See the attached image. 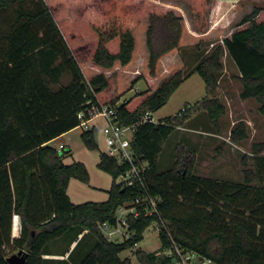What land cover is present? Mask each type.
Segmentation results:
<instances>
[{
	"label": "trees",
	"instance_id": "16d2710c",
	"mask_svg": "<svg viewBox=\"0 0 264 264\" xmlns=\"http://www.w3.org/2000/svg\"><path fill=\"white\" fill-rule=\"evenodd\" d=\"M185 1L196 29L206 31L211 0ZM157 6L152 0H84L72 7L62 0H0V264H9V251L23 249L32 231L26 264H132L129 257H120L128 249L143 264H172L173 256L162 254L172 245L169 235L183 253L193 252L212 264H264V140L253 144V166L244 169V180L198 174L182 149L174 167L161 171L159 157L179 116L160 122L152 117L198 73L207 94L193 110H205L218 127L227 109L219 96L225 49L241 72L240 96L255 98L264 113V8L254 6L241 28L202 52L192 69H173L156 90L119 103L122 94L114 77H86L79 62L90 58L106 68L129 64L135 27L147 19L148 68L155 76L161 57L179 47L184 30L178 9ZM64 77L68 79L61 83ZM106 105L118 108L123 124L137 123L132 145L148 163L144 186L117 182L130 164L101 151L98 167L113 178L109 197L76 203L68 193L70 182L89 183L90 172L82 161H64L70 148L60 151L49 142L78 127L80 113L90 119ZM147 112L149 120L142 121ZM232 136L246 138V124L240 122ZM81 138L88 149L99 148L93 129L83 130ZM146 193L161 198L166 222L156 252L135 248L144 231L160 221L155 214L146 215L143 206H138V216H128L130 237L123 241L109 239L101 228L104 223L116 226L118 209ZM15 215L19 236L12 234Z\"/></svg>",
	"mask_w": 264,
	"mask_h": 264
},
{
	"label": "rangeland",
	"instance_id": "374dc122",
	"mask_svg": "<svg viewBox=\"0 0 264 264\" xmlns=\"http://www.w3.org/2000/svg\"><path fill=\"white\" fill-rule=\"evenodd\" d=\"M62 1L65 2L66 6L72 7L74 5H78L84 0ZM120 1L124 2L128 0ZM152 1L158 4L157 8L159 10L180 6L184 9L188 18H190L189 14L191 12L189 11L188 3L185 0ZM216 1L217 0H211L210 6L208 7L209 27L207 30L210 28L211 22L213 23L214 21L211 25L214 32L210 35L209 39L205 38L204 40H197L195 46L198 50H200L201 47L207 49L208 46L211 47L212 44L216 46L219 42H221V39L230 36L234 31L240 29L241 26L239 24L241 20L246 14L253 10L254 6H261L264 8V0H232V6H230L229 10L234 9V15L230 21L218 23L215 21V14L212 21H210L209 18L211 11H215L214 5H216ZM191 16L193 18L192 13ZM144 21H146V19H143L135 27L134 32H137L138 37L142 36L141 30L144 28ZM231 60L235 63L234 59ZM80 62H83L81 65L86 77H90V71L88 70V67H85V64H90L93 60L87 58ZM117 64L120 63L118 62ZM177 66H173L170 72H167L168 75L173 69L185 66L183 60L180 61L179 67ZM158 67L159 66L157 65V71ZM120 70L121 68L111 71L112 73H110V71H107L106 73L108 75L110 74L109 77H114L116 80L117 91L119 94H122L121 101L132 97L138 92L136 90L145 91L150 88L146 79L141 77L134 85L137 89L134 88L133 90H129L128 88L130 87L132 81L129 82L126 81V79L120 81ZM228 76L231 77L228 78ZM153 77H156V75ZM162 77L164 78V75H162ZM67 79V77H64L63 82L61 81V83H65ZM219 84L221 88L219 89V96L226 104L227 109L226 113L220 118L218 127H215L209 121L208 113L205 110H193L195 107L194 105L197 104L198 100L202 99L207 93L206 83L198 73L191 74L190 77L186 79L173 93L170 99L156 112H153L155 122L164 121L169 116H179V120L177 122L178 125L165 142L159 157V169L161 171L169 170L174 167L177 160V154L180 152L179 150L182 149L184 157L187 156L185 159L193 162L194 171L196 173L218 178L225 177L233 180H244V169L251 165L253 166V144L264 140V115H261L259 112L260 103L258 101L253 98L249 100L242 97L240 98L237 89L238 86L242 85V83L238 78L234 77L232 72L224 75ZM227 86L229 87L225 90ZM183 107H186L188 110L183 112ZM95 122L103 124V119L98 117L95 119ZM240 122L246 124L247 137L235 140L232 133ZM84 129V126H78L73 129L67 137H65L71 142L74 152V157L66 160V163H72L83 159L90 172V181L89 183H82L78 179H73L69 186V195H72V201L77 200L75 201L76 203H82L85 201H104L108 198V193L104 189L111 186L113 178L109 173L100 169L97 166V163L99 161V154L101 151L106 149V145L100 136V139L98 138L99 148L95 150L88 149L84 145L81 138V134ZM61 141L62 140H55L53 144L58 145ZM120 179L117 181H120ZM79 182L85 184L82 188L83 190H81L77 185L81 184ZM94 185L98 187L96 188ZM122 232H126V235L124 236ZM19 233V216L15 215L12 234L13 236H19ZM129 233L128 229L123 226L120 231L114 232L110 239L113 241H123L125 237H130ZM159 233L160 232L153 226L148 227L144 231L143 239L137 244V246H135V248L143 249L147 252L159 251L162 247V241ZM19 250L20 249L18 248L12 249L9 251V255L18 253ZM190 253L192 259L187 260V264H199L198 256L193 252ZM120 257L122 259L129 257L132 260V264H143L139 261L134 250H125L120 253ZM194 258H198V260L196 261Z\"/></svg>",
	"mask_w": 264,
	"mask_h": 264
},
{
	"label": "crops",
	"instance_id": "0c3cea01",
	"mask_svg": "<svg viewBox=\"0 0 264 264\" xmlns=\"http://www.w3.org/2000/svg\"><path fill=\"white\" fill-rule=\"evenodd\" d=\"M214 6H215V11L214 12L211 11L210 16H209L210 21H212V18H214V17H216L215 21L218 22V23H225L226 21H230V19L234 15V9L229 10L230 6H232V0L231 1H229V0H217L216 1V5H214ZM172 8L179 9V11L184 16V30H183V33H182V37H181V40H180L179 47L174 49L173 51L167 53L163 57H161V59H160V61L158 63V66L160 67V69L158 67V71H157L156 77H153V76L149 75V68H148L149 52H148L147 43H146V40H147V28H148V20L147 19H146V21H144L145 22L144 23V28L141 30V35L142 36L138 37L137 32L136 31L134 32V35H135V38H136V46H135V49H134L132 61L129 64L123 66V65H121V63L117 64L118 62H116L114 67L106 68V67H103V66H101V65H99V64H97L96 62L93 61V62H91L92 64L91 63L90 64H85V67H88V70L90 71L89 76H92V75H95V74H98V73H106L107 71H110V73H112L111 71H114L115 69L118 70L119 68H121V70H120V74L121 75L119 77V80L122 81V80L126 79V81H129V82L132 81L130 87L128 88L129 90H131V89L133 90L135 88L134 85L136 84V81L139 78L144 77L146 79V81L148 82V84H149V87H150L149 89L154 91L170 75V74L168 75V73L170 72V70L172 69L173 66H177L178 65L177 67H179L180 61L183 60V63L185 65L182 68L192 69L193 66H195V64L197 62L196 60H198V58H200L201 53L202 52L204 54L208 53L215 46V45L212 44L211 47L208 46L207 49L201 47L200 50H198V48L195 46V43L197 42V40H204L205 38L209 39L210 35L214 32L212 27H211V25L214 23V21H213V23L211 22L210 28L208 30H206L204 32H199L196 29V26H195V23H194L193 18L191 16V13L189 14L190 18H188L187 14L184 12V9L182 7H180V6L176 7L175 6V7H172ZM188 13H189V11H188ZM214 14H215V16H214ZM222 42H223V39H221V42H219V44H221ZM231 59L232 58L228 54V51L225 49V51H224V53L222 55V61L224 62L225 70H224V73L222 74L221 78L224 77V75H226L227 73L229 74V72H232L235 78H238L241 75V72H240L237 64L234 63ZM81 63H83V62H79L80 66H81V68L83 70V67H82ZM84 63H87V62H84ZM88 65H90V66H88ZM106 75H108V74L106 73ZM162 75H164V78L162 77ZM108 76H110V74ZM230 77L231 76H228V78H230ZM221 78H220V80H221ZM228 87L229 86H227L225 88V90L228 89ZM135 89H137V87ZM219 89H221V88L219 87ZM237 90H238V95L240 96V93H241V90H242V85L238 86ZM136 91L140 92L139 90H136ZM142 91H144V90H142ZM129 92H131V91H129ZM240 98H241V96H240ZM127 99H125V100H127ZM249 99H252V98H248L246 100H249ZM253 99H255V98H253ZM121 100H122V98H121ZM121 100H120L119 103L123 102ZM259 108H260V106H259ZM259 112L261 113V115H264V113H262L260 110H259ZM98 117L99 116L93 118L91 120V123H94L95 119L98 118ZM152 117H153V113H152ZM95 123H98L100 125L102 124L100 122H95ZM71 131H73V129L68 131V132H66V133H64V134H62V135H60V136H58V137H56V138H54L53 140H51L49 142V144H52L55 147H58L60 144H65L68 148L71 149L70 155L64 159L65 162L69 158L74 157L72 144L67 138H65V137H67V135ZM55 140H62V141L58 145H55V144H53V142ZM99 159H100V154H99ZM79 161H82V162L85 163V161L83 159H81ZM97 166H98V163H97ZM72 180H71V182H72ZM71 182H70V184H71ZM81 182H79V183H81ZM82 183H84V182H82ZM82 183L81 184H77L81 190H83L82 188H83V186H85V184H82ZM94 186L96 188L98 187L96 185H94ZM110 187L109 188H105L104 190L108 193V190L110 189ZM68 193H69V188H68ZM70 197H71V199H73L71 194H70ZM108 197H109V193H108ZM75 201H77V200H74V202Z\"/></svg>",
	"mask_w": 264,
	"mask_h": 264
},
{
	"label": "built area",
	"instance_id": "2783aa9c",
	"mask_svg": "<svg viewBox=\"0 0 264 264\" xmlns=\"http://www.w3.org/2000/svg\"><path fill=\"white\" fill-rule=\"evenodd\" d=\"M183 111H185V109H183ZM150 115L151 113L147 112L142 118V121L149 120ZM97 116L103 119V124L100 125L95 122L91 123V120ZM79 118L81 120L79 126H84V130L93 129L97 141L98 138L100 139V136L102 137L103 142L106 145V149L103 150V152L116 158L119 163L130 164V169L125 174L120 175L118 179H121L117 182H123L129 186L139 182L144 186L142 172L148 167V163L147 161L142 162L139 159L132 145L137 123L129 125L123 124L118 119V108L107 105L103 106L101 111L90 119H86L83 113L79 114ZM65 146V144H60L57 148L61 151ZM160 203V197L146 193L145 195L138 197L134 202L126 203L118 209L116 226H110L104 223L101 225V228L105 235L110 239L111 235L116 231H120L123 226L127 228L128 216L130 214H134L135 216L140 214L138 208L140 205L141 207L143 206L146 215L155 214L160 217V221H155L150 225L160 231L161 228H166V222L163 220L159 208ZM122 234L125 236L126 232H122ZM169 237L171 238L172 245L165 248L162 251V254L173 256L172 264H187V260L192 259L191 253H183V251H181V249L174 243L173 237L171 235H169ZM198 258H194V260L197 261ZM198 263L212 264V261L208 258L203 260L199 258Z\"/></svg>",
	"mask_w": 264,
	"mask_h": 264
},
{
	"label": "water",
	"instance_id": "95a60500",
	"mask_svg": "<svg viewBox=\"0 0 264 264\" xmlns=\"http://www.w3.org/2000/svg\"><path fill=\"white\" fill-rule=\"evenodd\" d=\"M34 235L35 232L32 231L25 247L19 250L18 253H13L7 257V261L9 264H26L28 252L33 246Z\"/></svg>",
	"mask_w": 264,
	"mask_h": 264
}]
</instances>
